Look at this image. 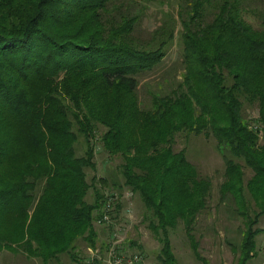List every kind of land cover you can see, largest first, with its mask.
Segmentation results:
<instances>
[{"label":"trees","instance_id":"16d2710c","mask_svg":"<svg viewBox=\"0 0 264 264\" xmlns=\"http://www.w3.org/2000/svg\"><path fill=\"white\" fill-rule=\"evenodd\" d=\"M184 1L193 22L183 35L188 88L158 98L148 114L134 97L137 74L163 60L174 34L155 48L133 44L144 11H132L140 2L0 0V250L51 264L64 255L78 261L80 241L97 246L95 220L109 176L90 181L87 170L97 168L101 126L105 152L122 158L115 190L122 197L105 225L111 235L131 189L151 215L160 263L180 264L171 240L180 222L198 256L196 224L212 181L173 147L180 133L209 135L233 156L225 158L220 193L222 202L234 199L246 223L241 264L257 255L256 237L264 233L255 229L264 215V23L247 19L243 0ZM246 104L258 110L256 123L246 121ZM80 137L87 144L83 156L76 153ZM244 165L253 172L248 181Z\"/></svg>","mask_w":264,"mask_h":264},{"label":"rangeland","instance_id":"374dc122","mask_svg":"<svg viewBox=\"0 0 264 264\" xmlns=\"http://www.w3.org/2000/svg\"><path fill=\"white\" fill-rule=\"evenodd\" d=\"M141 4H135V14L140 15V24L131 39L133 44L139 46H151L155 48L160 44L162 36H171V41L165 45V56L163 60L152 70L143 71L137 74L138 87L135 92V99L138 102L141 112L152 114L157 109L155 101L158 98L174 97L175 94H181V91L187 87V66L184 62V32L185 25L193 24L190 20L192 15L191 8L185 7L184 0H137ZM219 1V0H218ZM247 11V19L254 25L260 26L264 23V0H243ZM215 1L207 5L208 12ZM121 9V3L117 10ZM137 12V13H136ZM211 14L208 15L210 17ZM165 28V29H164ZM171 28V29H170ZM170 29V30H168ZM163 33H167L162 35ZM145 49V48H144ZM230 84V81H227ZM101 97L99 101L104 107L106 98L112 97L114 103H119L117 93L110 96ZM124 98V97H123ZM125 99V98H124ZM70 105L69 101H65ZM125 103H130L127 100ZM112 104V106H113ZM114 105V107L116 106ZM244 117L246 121L256 119L258 110L248 108L246 104ZM71 106V105H70ZM72 107V106H71ZM129 114V112H128ZM131 117V114H129ZM252 123H256L252 120ZM97 138L94 141L96 145V170L88 169V180L91 181L95 175L97 177L109 176L107 191L116 190L117 183L122 182V176L119 174V165L122 158L113 159L103 148L101 136L103 127H99ZM173 149L176 152L186 151L188 159L196 165L200 176L207 177L212 181V193L208 201L207 208L198 216L195 236L199 241L198 256L186 236L184 224L180 222L177 229L172 231L171 240L174 253L180 264H241L240 246L243 239V232L246 229V223L239 214L237 204L232 197L221 200L220 187L226 181V163L225 158L233 157L229 150L224 154L217 147V141L213 136L196 135L180 133L177 135ZM87 150V144L83 137H80L76 146L78 156H83ZM243 163V162H242ZM244 164V163H243ZM245 180L248 181L253 172L251 168L244 165ZM111 178V179H110ZM114 178V179H113ZM116 180V182H114ZM113 182L116 185H113ZM135 196V197H134ZM131 200H125V217L120 222L123 226V243L125 250L135 252L137 250L143 253L145 264H161L158 255L161 250L159 239L150 229V219L147 216V210L144 207L138 195H134ZM89 203L93 202V192L88 195ZM127 209L129 211L127 212ZM254 217L253 214H251ZM95 226L99 233L97 246L91 247L87 243L80 241L77 244L78 261L72 260L69 256H62L59 262L51 264H88L93 263L94 253L105 252L109 243L112 242V235L107 226L99 225L95 220ZM264 228V216L255 226V229ZM257 255L252 257L246 264H264V233L256 237ZM93 251V254L91 253ZM0 264H44L40 259L29 258L24 253H13L8 249L0 250Z\"/></svg>","mask_w":264,"mask_h":264},{"label":"built area","instance_id":"2783aa9c","mask_svg":"<svg viewBox=\"0 0 264 264\" xmlns=\"http://www.w3.org/2000/svg\"><path fill=\"white\" fill-rule=\"evenodd\" d=\"M134 192L131 189H126L123 199L131 200ZM121 195L115 191H109L105 194V205L102 212V217L97 220L99 225H109L112 223V210L114 205L121 200ZM129 209H127V212ZM124 228L121 224L117 223L116 229L112 234V242L109 243L104 253L99 250L95 257H92L93 263L88 264H145L143 253L139 250L135 252H128L125 250V241L123 235ZM93 254V251L91 250Z\"/></svg>","mask_w":264,"mask_h":264},{"label":"crops","instance_id":"0c3cea01","mask_svg":"<svg viewBox=\"0 0 264 264\" xmlns=\"http://www.w3.org/2000/svg\"><path fill=\"white\" fill-rule=\"evenodd\" d=\"M264 216V215H263Z\"/></svg>","mask_w":264,"mask_h":264}]
</instances>
